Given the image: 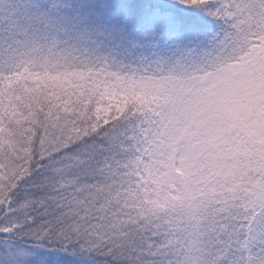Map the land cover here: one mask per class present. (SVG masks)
Returning a JSON list of instances; mask_svg holds the SVG:
<instances>
[{"label":"snow or ice","instance_id":"snow-or-ice-1","mask_svg":"<svg viewBox=\"0 0 264 264\" xmlns=\"http://www.w3.org/2000/svg\"><path fill=\"white\" fill-rule=\"evenodd\" d=\"M0 264H264V0H0Z\"/></svg>","mask_w":264,"mask_h":264}]
</instances>
